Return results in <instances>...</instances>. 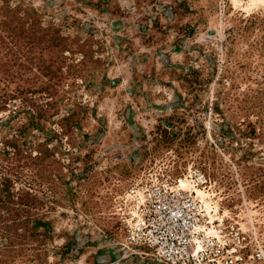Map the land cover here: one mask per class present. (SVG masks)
<instances>
[{"label": "rangeland", "instance_id": "374dc122", "mask_svg": "<svg viewBox=\"0 0 264 264\" xmlns=\"http://www.w3.org/2000/svg\"><path fill=\"white\" fill-rule=\"evenodd\" d=\"M188 200V264H264V0H0V264H164Z\"/></svg>", "mask_w": 264, "mask_h": 264}, {"label": "built area", "instance_id": "2783aa9c", "mask_svg": "<svg viewBox=\"0 0 264 264\" xmlns=\"http://www.w3.org/2000/svg\"><path fill=\"white\" fill-rule=\"evenodd\" d=\"M199 215L193 200L163 202L154 208L142 233L150 259L164 264L190 263L199 250Z\"/></svg>", "mask_w": 264, "mask_h": 264}]
</instances>
